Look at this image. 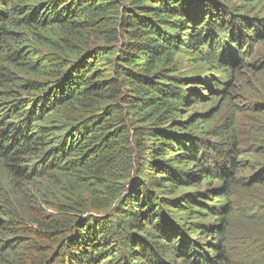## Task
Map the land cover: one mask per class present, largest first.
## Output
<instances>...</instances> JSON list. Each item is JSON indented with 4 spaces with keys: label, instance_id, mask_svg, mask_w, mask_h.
<instances>
[{
    "label": "trees",
    "instance_id": "obj_1",
    "mask_svg": "<svg viewBox=\"0 0 264 264\" xmlns=\"http://www.w3.org/2000/svg\"><path fill=\"white\" fill-rule=\"evenodd\" d=\"M262 12L0 0V264L207 262L193 237L231 210L238 150L196 109L227 93Z\"/></svg>",
    "mask_w": 264,
    "mask_h": 264
},
{
    "label": "rangeland",
    "instance_id": "obj_2",
    "mask_svg": "<svg viewBox=\"0 0 264 264\" xmlns=\"http://www.w3.org/2000/svg\"><path fill=\"white\" fill-rule=\"evenodd\" d=\"M258 38L257 43H246L239 54L227 93L196 109L220 110L217 122L229 127L238 150L232 158L239 167L230 189L231 210L210 219L222 227L211 229L214 236L193 237L195 252L209 256L204 264H264V24ZM210 184L214 187L218 182ZM206 187L203 183L199 188ZM212 200L220 205L225 199ZM197 259H174L173 264H199Z\"/></svg>",
    "mask_w": 264,
    "mask_h": 264
}]
</instances>
